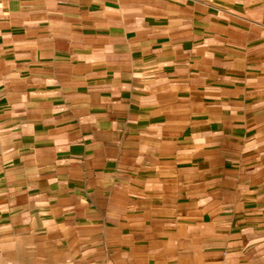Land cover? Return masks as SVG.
I'll return each instance as SVG.
<instances>
[{"label": "crops", "instance_id": "1", "mask_svg": "<svg viewBox=\"0 0 264 264\" xmlns=\"http://www.w3.org/2000/svg\"><path fill=\"white\" fill-rule=\"evenodd\" d=\"M264 258V0H0V264Z\"/></svg>", "mask_w": 264, "mask_h": 264}, {"label": "rangeland", "instance_id": "2", "mask_svg": "<svg viewBox=\"0 0 264 264\" xmlns=\"http://www.w3.org/2000/svg\"><path fill=\"white\" fill-rule=\"evenodd\" d=\"M256 259V264H264V258H262L261 255H258Z\"/></svg>", "mask_w": 264, "mask_h": 264}]
</instances>
